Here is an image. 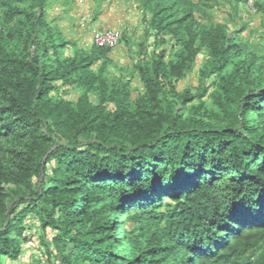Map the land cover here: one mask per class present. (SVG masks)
Returning <instances> with one entry per match:
<instances>
[{"label": "trees", "instance_id": "obj_1", "mask_svg": "<svg viewBox=\"0 0 264 264\" xmlns=\"http://www.w3.org/2000/svg\"><path fill=\"white\" fill-rule=\"evenodd\" d=\"M132 1L175 42L135 65L136 98L108 77L114 49L66 39L48 0H0V264L33 214L62 264H264V55L213 17L221 0Z\"/></svg>", "mask_w": 264, "mask_h": 264}, {"label": "rangeland", "instance_id": "obj_2", "mask_svg": "<svg viewBox=\"0 0 264 264\" xmlns=\"http://www.w3.org/2000/svg\"><path fill=\"white\" fill-rule=\"evenodd\" d=\"M264 5V0H258ZM48 20L66 39L74 40L79 47L90 49L96 31L118 30L126 40L122 41L111 54L114 65L109 67L108 77L111 80L125 81L133 76L132 87L134 98L139 91H144L142 82L134 67L143 58L152 59L161 51H166L169 58L173 57L174 41L165 39V43L157 46L155 36L148 33L147 14L141 3L132 0H48ZM212 11L213 17L227 22L231 30H239L247 24L243 38L252 50L261 57L264 55V13H252L243 4L238 6V15L234 12V4L221 0ZM142 52V54H140ZM71 51L68 50L67 54ZM204 57L198 59L196 67L188 76L177 84L179 91L195 90L199 86V69ZM79 93L72 92L69 99L77 100ZM38 185L41 179L36 180ZM27 241L23 243V252L18 261L7 258L1 264H62L55 252L53 239L56 231L51 228L44 230L36 215H30L26 221Z\"/></svg>", "mask_w": 264, "mask_h": 264}, {"label": "built area", "instance_id": "obj_3", "mask_svg": "<svg viewBox=\"0 0 264 264\" xmlns=\"http://www.w3.org/2000/svg\"><path fill=\"white\" fill-rule=\"evenodd\" d=\"M258 0H245V7L257 13ZM122 33L118 30L96 31L93 35L94 44L99 48L115 49L121 43Z\"/></svg>", "mask_w": 264, "mask_h": 264}, {"label": "crops", "instance_id": "obj_4", "mask_svg": "<svg viewBox=\"0 0 264 264\" xmlns=\"http://www.w3.org/2000/svg\"><path fill=\"white\" fill-rule=\"evenodd\" d=\"M104 31H107V30H104Z\"/></svg>", "mask_w": 264, "mask_h": 264}]
</instances>
